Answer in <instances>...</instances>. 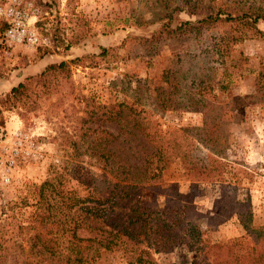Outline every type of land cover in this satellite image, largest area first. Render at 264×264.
Masks as SVG:
<instances>
[{"label":"rangeland","instance_id":"rangeland-1","mask_svg":"<svg viewBox=\"0 0 264 264\" xmlns=\"http://www.w3.org/2000/svg\"><path fill=\"white\" fill-rule=\"evenodd\" d=\"M174 6H182V1L0 0V10L16 12L15 17L0 14V28L7 23L0 30V98L50 63L81 58L67 76L55 74L51 78V91L34 86L15 105L0 107V239L9 240V250L13 249L12 241L31 231L27 226L32 222L39 184L60 174L64 189L82 191L93 178L104 174L101 161L80 154L68 144V136L79 138L87 128L107 129L117 135L114 146L122 148L120 152L134 162L129 153L136 155L140 148H135L132 140H121L114 121L99 117L102 107L129 103L155 122L162 133L201 125L200 109L190 108L183 101L180 77L170 66L174 54L182 51L208 52L207 64L216 68V79L222 66L231 73L224 78L228 82L225 91L209 84L203 96L215 98L236 116L234 121L222 122L226 141L221 156L211 158V153L195 142L185 154L167 158L160 185L189 192L196 209L208 215L216 212L221 190L234 191L238 199H248L250 226H264V88L256 83V71L264 61V35L234 43L223 58L209 49L227 29L224 23L185 34L163 32L152 39L167 21L161 16ZM203 14L182 10L176 18L194 22ZM176 24L177 19H172L170 28ZM10 27L13 32L8 35ZM257 27L264 31V21H258ZM29 35L36 36L37 41L29 42ZM68 42L70 46L63 49L62 44ZM259 84L264 87V80ZM210 160L219 173L195 183L187 178L186 164H209ZM150 195L148 190L143 192V198ZM163 199L157 196L160 205ZM205 221L201 240L248 238L234 215L207 229ZM194 256L191 242H180L168 252L153 255L159 264H190ZM89 264L126 263L119 253H102Z\"/></svg>","mask_w":264,"mask_h":264},{"label":"trees","instance_id":"trees-1","mask_svg":"<svg viewBox=\"0 0 264 264\" xmlns=\"http://www.w3.org/2000/svg\"><path fill=\"white\" fill-rule=\"evenodd\" d=\"M181 1L182 6H174L161 16L167 21L152 39L163 32L178 30L185 34L205 25L224 23L227 29L209 49L223 58L234 43L264 35L257 27L258 21H264V0ZM182 10L190 14L198 10L204 14L194 22L178 20L176 13ZM172 19H177L174 28H170ZM6 24L3 22L0 30L6 28ZM62 45L66 49L70 43ZM104 51L102 48V53ZM207 57L208 52L199 55L182 51L176 52L170 63L172 71L180 77L179 95L188 107L200 109L201 125L162 133L155 122L133 110L129 103L102 107L99 117L114 121L121 140H132L136 142L135 148H140L136 155L129 153V157H135L134 162L130 163L128 156L120 152L122 148L114 146L117 135L107 129L87 128L79 138L68 136V144L80 154L101 161L104 174L93 178L82 191L64 189L60 174L39 184L32 222L27 226L31 231L12 241V251L7 245L9 240L0 239V264H89L102 253H119L126 264H159L153 255L168 252L180 242H191L195 246L196 256L190 264H264V226H250L251 211L246 197L240 200L234 196V191L221 190L216 212L208 215L196 209L189 192L181 193L174 186L160 185L167 158L185 154L195 142L202 144L211 158L224 153L226 134L222 122L234 121L236 115L215 98H205L203 92L209 84L225 91L228 82L224 78L231 73L222 66L220 77L216 79V68L207 64ZM80 62V57L60 60L46 65L34 76H26L0 98V107L15 105L16 100L27 96L34 86L51 91V78L55 74L67 76L71 66ZM256 72L258 88H264L259 84L260 79L264 80V61ZM173 88L178 90L176 85ZM211 163L210 160L209 164L194 161L186 164V174H190L187 178L193 183L212 178L219 170ZM146 190L151 192L149 199L143 198ZM159 195L164 197L162 205L157 200ZM232 215L248 238L230 242L200 239L205 233L201 229L204 218L207 229Z\"/></svg>","mask_w":264,"mask_h":264},{"label":"built area","instance_id":"built-area-1","mask_svg":"<svg viewBox=\"0 0 264 264\" xmlns=\"http://www.w3.org/2000/svg\"><path fill=\"white\" fill-rule=\"evenodd\" d=\"M1 13H3V14H6L7 16H12V17H15L16 16V12H13L12 10L10 11V10H0V14ZM12 21H13V18H12ZM13 26L14 27H18V24H13ZM13 32V28L12 27H10L8 30H7V34L9 35V34H11ZM28 41L29 42H31L32 44L33 43H35L36 41H37V38H36V36H34V35H29L28 36ZM6 176V175H5ZM7 180V177H4V181H6Z\"/></svg>","mask_w":264,"mask_h":264}]
</instances>
